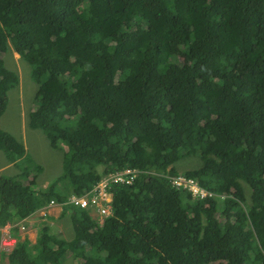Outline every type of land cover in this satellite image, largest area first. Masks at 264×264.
Here are the masks:
<instances>
[{
	"label": "trees",
	"instance_id": "16d2710c",
	"mask_svg": "<svg viewBox=\"0 0 264 264\" xmlns=\"http://www.w3.org/2000/svg\"><path fill=\"white\" fill-rule=\"evenodd\" d=\"M9 49L37 85L28 125L63 156L37 187L41 166L0 126L19 169L0 173V227L54 200L73 236L40 225L31 242L15 225L6 264H264V0H0ZM17 83L0 56V116ZM190 155L200 165L177 171ZM125 168L102 225L65 203Z\"/></svg>",
	"mask_w": 264,
	"mask_h": 264
},
{
	"label": "rangeland",
	"instance_id": "374dc122",
	"mask_svg": "<svg viewBox=\"0 0 264 264\" xmlns=\"http://www.w3.org/2000/svg\"><path fill=\"white\" fill-rule=\"evenodd\" d=\"M0 56L5 66L15 71L18 76V83L9 91L5 111L0 116V126L24 144L26 155H28L26 159L41 166L42 170L36 175L35 180L37 187L44 188L61 174L63 152L57 147L52 148L40 129L31 128L28 125V112L36 105L34 97L37 87L31 77L30 65L12 49L1 53ZM3 154L0 151V173L5 175L18 173V167L8 162ZM199 165V159L195 155L185 156L173 164L179 172ZM40 225H47L53 234L66 239H70L73 235L69 217L61 215L56 204L47 207L43 212L40 210L30 216L25 223L26 229L19 234L26 235L29 240L33 241L34 233ZM4 260L5 257L1 256L0 264ZM61 264H75V259L70 254H65Z\"/></svg>",
	"mask_w": 264,
	"mask_h": 264
},
{
	"label": "built area",
	"instance_id": "2783aa9c",
	"mask_svg": "<svg viewBox=\"0 0 264 264\" xmlns=\"http://www.w3.org/2000/svg\"><path fill=\"white\" fill-rule=\"evenodd\" d=\"M134 175L135 171L131 168H125L123 170L103 175L86 193L80 196H70L69 202L96 212L99 223H102L104 218L107 217L111 211V184L113 182H130ZM170 179L175 187L188 189L192 195L199 198H205L206 196L212 195L211 192L201 187L196 180L181 173L170 176ZM52 203L53 201L50 202V204ZM0 234V244L5 250H10L16 239L9 234L8 226L1 228Z\"/></svg>",
	"mask_w": 264,
	"mask_h": 264
},
{
	"label": "clouds",
	"instance_id": "9594fccd",
	"mask_svg": "<svg viewBox=\"0 0 264 264\" xmlns=\"http://www.w3.org/2000/svg\"><path fill=\"white\" fill-rule=\"evenodd\" d=\"M26 149V148H25ZM4 155V154H3ZM109 174V173H108ZM90 190V189H89ZM87 192V191H86ZM85 192V193H86ZM84 194V193H83ZM73 195V194H72ZM72 195H70V196H72ZM82 195V194H81ZM69 196V197H70ZM77 196H80V195H77ZM69 197L67 198V200H66V202L65 203H69V204H73V205H75V206H78V207H80V208H84V207H81V206H79V205H76V204H74V203H70L69 202ZM51 201H53V203L52 204H50V202ZM53 204H56V205H58V207H59V209H60V214H61V210H62V205L63 204H61V203H58V202H56V201H54V200H50L46 205H44L41 209H38V210H36L35 212H37V211H40V210H42V212L47 208V207H49V206H51V205H53ZM85 209H87L88 211H89V213H90V215L92 216V218L93 219H95L96 220V222L99 224V225H102L103 223H104V220H103V222L102 223H99V221H98V215L96 214V212H94V211H91L90 209H88V208H85ZM34 212V213H35ZM34 213H32L30 216H32ZM110 213H111V211H110ZM30 216H28L25 220H23L22 222H18V223H16V224H6V225H4V226H2V227H0V233H1V228H3V227H5V226H8V232H9V234L11 235V236H13L15 239H16V241H15V243L17 242V237H16V235H14L13 233H12V228L16 225V227H17V231H18V234H19V232H22V230H24V229H26V226H25V223H26V220H28V218L30 217ZM106 218V217H105ZM104 218V219H105ZM71 224V223H70ZM71 228H72V226H71ZM38 229V228H37ZM72 232H73V229H72ZM36 233H37V230H36ZM36 233H34L35 234V236H34V240L33 241H31V242H34L35 241V237H36ZM1 235V234H0ZM21 237H23L21 234H19ZM24 236H26V235H24ZM73 236V235H72ZM28 238V237H27ZM72 238V237H71ZM29 239V238H28ZM66 239V238H65ZM15 243H14V245H15ZM14 245H13V247H14ZM0 246H2L1 244H0ZM12 247V248H13ZM12 248L10 249V250H12ZM0 249H2L1 251H0V253H1V256H2V253L4 252V253H8V252H10V250H5L4 248H0ZM65 257V256H64ZM61 263H62V261H61ZM75 264H76V261H75Z\"/></svg>",
	"mask_w": 264,
	"mask_h": 264
},
{
	"label": "crops",
	"instance_id": "0c3cea01",
	"mask_svg": "<svg viewBox=\"0 0 264 264\" xmlns=\"http://www.w3.org/2000/svg\"><path fill=\"white\" fill-rule=\"evenodd\" d=\"M31 228V227H30ZM0 258H1V256H0ZM7 263V259H6V257H5V260H4V262L3 263H1V264H6Z\"/></svg>",
	"mask_w": 264,
	"mask_h": 264
}]
</instances>
